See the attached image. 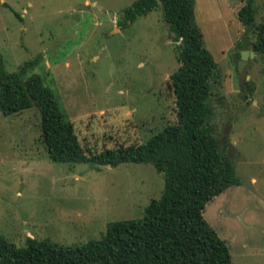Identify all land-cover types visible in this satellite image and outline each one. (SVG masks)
<instances>
[{"label": "rangeland", "instance_id": "rangeland-1", "mask_svg": "<svg viewBox=\"0 0 264 264\" xmlns=\"http://www.w3.org/2000/svg\"><path fill=\"white\" fill-rule=\"evenodd\" d=\"M134 1L0 0L6 70L35 63L27 76L39 74L53 90L70 124L63 130L90 154L145 142L176 119L174 35L161 1L125 20ZM246 1L195 0V21L219 68L212 125L221 145L228 141L239 179L206 205L204 217L229 245L233 264H264V56L248 59L246 91L238 63L247 27L237 13ZM253 6L264 19V0ZM164 184L150 162L53 160L37 107L0 112V235L17 246L29 238L61 245L100 239L111 222L142 218Z\"/></svg>", "mask_w": 264, "mask_h": 264}, {"label": "trees", "instance_id": "trees-1", "mask_svg": "<svg viewBox=\"0 0 264 264\" xmlns=\"http://www.w3.org/2000/svg\"><path fill=\"white\" fill-rule=\"evenodd\" d=\"M160 1L179 64L169 78L176 119L145 142L122 141L90 154L69 128L63 130L70 124L53 90L39 74L27 76L35 63L9 72L0 55V112L11 115L37 107L41 140L53 160L97 165L150 162L165 178L161 197L150 202L142 218L111 222L100 239L61 245L29 238L26 246H17L0 235V264H233L229 245L204 217L206 205L238 185L239 179L226 154L228 141L221 145L212 125V86L219 68L195 21V0H135L123 14L125 20L134 21L158 8ZM237 13L242 25L254 23L249 45L256 55L264 56V19L257 20L253 0Z\"/></svg>", "mask_w": 264, "mask_h": 264}, {"label": "water", "instance_id": "water-1", "mask_svg": "<svg viewBox=\"0 0 264 264\" xmlns=\"http://www.w3.org/2000/svg\"><path fill=\"white\" fill-rule=\"evenodd\" d=\"M254 28V23H251L244 31L242 36V49H241V57L239 59L238 63V71H239V79L242 84V86L246 89V91L249 90L248 88V74L246 72V65L248 62V59L251 56H255L256 53L251 50L249 41H250V33L252 29ZM234 185H231L232 187Z\"/></svg>", "mask_w": 264, "mask_h": 264}]
</instances>
